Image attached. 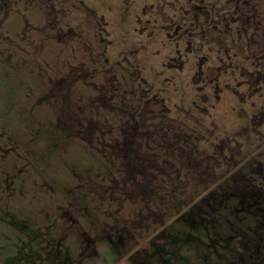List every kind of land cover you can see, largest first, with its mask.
Wrapping results in <instances>:
<instances>
[{
    "label": "rangeland",
    "instance_id": "1",
    "mask_svg": "<svg viewBox=\"0 0 264 264\" xmlns=\"http://www.w3.org/2000/svg\"><path fill=\"white\" fill-rule=\"evenodd\" d=\"M184 1L0 0V264H119L138 242L117 231L141 219L127 264H264L258 182L237 166L240 131L264 130L240 82L258 58L233 43L238 75L218 74L231 24L203 13L190 42Z\"/></svg>",
    "mask_w": 264,
    "mask_h": 264
},
{
    "label": "flooded vegetation",
    "instance_id": "2",
    "mask_svg": "<svg viewBox=\"0 0 264 264\" xmlns=\"http://www.w3.org/2000/svg\"><path fill=\"white\" fill-rule=\"evenodd\" d=\"M150 1H151V4L149 6L172 7L175 11L176 8L178 7L179 2H182L183 0H150ZM198 1H196V0H185L184 1L185 2L184 6L188 5V9L184 7L185 9L188 10L187 16H185V15L181 16V19L176 21V23H174V26H176L177 24L179 25V23H180L181 25H179V26L181 29V35L185 39H189V41L191 42L192 40L196 39L195 33H197V31H194V30L199 29V27H198V26H200L199 20H200V17L203 13H206V14L208 13L207 14V19H208L207 24L211 23V21H219L222 18L227 19L226 21L231 24V28L233 31H232V33H228L227 35H224V37H223L224 38L223 40L225 42L223 44L222 50L225 51V54H223V56L219 55V57L214 56L215 62L220 64L219 66H216V68L220 69L218 74L223 73L224 75H228L227 72L231 71L233 74V78H236L235 74L238 75L237 73H238V70L241 66V64H240L241 59H238L237 56L234 57V54L235 55H237V54H236V49H233V47H231V46H233V43L238 44L241 47H243V49H242V50H244L243 55L245 57H247V59H253V61H254L255 58H258V63H256V66L254 65L256 68V71L258 73H251V74H253V77H258V79L254 80V81H244V79L241 78L240 82H241V86L243 88L252 89L253 87L258 86V90L255 93H253L252 90L250 92L249 89L248 90L244 89L243 91H246L245 92L246 94H243V95H245L244 97H246V95H247V98H244V99L249 100V98H252V100L255 102L256 106H258L257 113H258V111L261 110L260 117H258V118L259 119L264 118V90L262 89L264 84H261L264 82H262V80H259L260 77L264 75V70L262 69V68H264V60H262V56H264V33H262V31H263V27H262L263 17H262L261 9L258 6L260 0H256V2H254L256 12H254L252 16L246 14V15H244V17L243 16H240V17L236 16V13H238L242 10L239 6V3L242 0H235L234 9L231 6H228L229 5L228 1H227L226 6H225V4L222 5L223 0H198ZM224 13H225V15H223ZM231 15H233V16H231ZM231 17H233L235 19V20H233V22L230 21ZM186 18H188L189 21L192 19V23H190L188 26L184 27L182 25L183 19H186ZM223 19H222V21H223ZM193 23H194V25H193ZM243 23L245 25L241 26ZM233 24H235L236 27H233L232 26ZM171 27H173V25ZM257 47L259 49H261V51L258 54H256ZM232 49L234 51V54H233ZM209 55L206 56L207 60H208L206 65L208 67H210L209 63H210V57H211ZM227 56H230V62L231 61L235 62L234 60H237V61L239 60V61L236 64L233 63L234 66L230 68V66L228 67L229 58H227ZM234 58H236V59H234ZM260 58H261V62H260ZM247 61L248 60L243 59V64ZM224 63H226V65ZM222 64L224 66H226L223 69L221 66ZM203 66L204 65H202L201 68L199 67L200 69L198 68V70L201 71V69L204 68ZM235 66H238L237 69L235 68ZM212 67H214V66H212ZM195 69H196V65H195ZM224 71H227V72H224ZM202 72H203V70H202ZM260 72H262V73H260ZM203 76H205V75H203ZM201 79L203 81L202 77H201ZM206 79L207 80H205V81H208V80L210 82L213 81V79H209V78H206ZM214 80H215V78H214ZM225 80L226 79H224L223 81H225ZM232 81L234 82V80H232ZM257 83L258 84L260 83V85H258ZM252 114L253 115L255 114L254 111L252 112ZM252 114H251V116H252ZM134 117H135V119H133L132 121H129V124L131 125V129L126 131V134L129 133V136H132V133H134V131H135V135H136V133H139L138 130L144 129L143 126L141 124H139V121L136 118V116H134ZM251 125L252 126H250V124H249L251 129L249 128L248 131H246V132H244L245 130L240 131L241 134L244 135L245 141L242 140L241 144L238 145L239 156L241 159L239 160L237 166L238 167L240 166V168H242V170H244L246 172V176H254V178L257 180V182H258L257 187H256L257 191L255 193L256 198L254 197L253 199L255 200V204L259 205V204H261L260 198H262L263 207H261V205L259 207L256 206V210H259L264 214V139L262 140V138L260 137L261 133L262 132L264 133V130L262 129V127H256L255 124L254 125L251 124ZM191 129H193V128H191ZM225 138L231 139V137H229L227 135ZM178 139L176 140V142L178 143V147L181 148V145L183 147H185L184 143L182 141H180V139L179 140ZM124 141L128 142V141H130V138L126 139V137H125ZM134 143L135 142H133V145H134ZM239 143H240V141H239ZM115 144H116V140L114 141V143L111 142L110 145L112 146V149H114L113 146H115ZM129 147H130V145L129 146L126 145V147H125L126 151L123 155V158H126V154L128 152ZM181 149H183V148H181ZM185 151H187V150H185ZM112 152L116 153L117 151L112 150ZM119 156H121V155H119ZM219 161H220L219 163H222L221 160H219ZM124 165H125V162H124ZM126 167L127 166H125V169L128 172V169ZM254 167L256 169L253 170ZM126 179H128V178H126ZM134 181L135 182L133 184L136 185V187H138V184L141 186V183L139 180H134ZM156 184H161V183L156 182ZM141 187H143V186H141ZM142 191H143V189L140 192L141 199H143L147 204L148 200H146ZM160 191L158 190V192H157L156 190H154L153 193H159ZM171 191H173V190H171ZM258 193L261 195L258 196L259 195ZM140 194L137 193L136 195L139 196ZM182 194H183V192H182ZM182 205H184V203H182ZM158 215L159 214L154 215V217H157V219L160 218ZM143 223H144L143 219H141L140 222L138 221L137 224H134L136 226L135 228L132 229L131 227L122 226L117 231L119 234L117 237L120 239L121 242L124 240V238H123V234H120V233L121 232L124 233V231L126 232V234H131L132 237L138 242V249L135 247L131 251V253L126 254L123 258L124 260L122 259L119 264H127L129 262V260H128L129 255L133 254V252H135L136 249L140 250L143 248L145 242H141L140 239H142V237L140 238L138 235V231H139L138 229L143 225ZM113 253H115V252L113 251ZM113 264H116V263H113Z\"/></svg>",
    "mask_w": 264,
    "mask_h": 264
}]
</instances>
